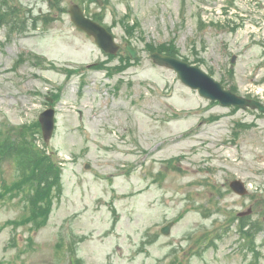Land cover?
I'll list each match as a JSON object with an SVG mask.
<instances>
[{
	"label": "rangeland",
	"instance_id": "1",
	"mask_svg": "<svg viewBox=\"0 0 264 264\" xmlns=\"http://www.w3.org/2000/svg\"><path fill=\"white\" fill-rule=\"evenodd\" d=\"M0 14V264H264V113L205 99L149 55L170 48L264 102V0H0ZM50 163L45 188L29 179Z\"/></svg>",
	"mask_w": 264,
	"mask_h": 264
},
{
	"label": "water",
	"instance_id": "2",
	"mask_svg": "<svg viewBox=\"0 0 264 264\" xmlns=\"http://www.w3.org/2000/svg\"><path fill=\"white\" fill-rule=\"evenodd\" d=\"M69 14L71 21L76 27L94 36L95 42L103 48V50L106 52H116L119 45L115 43L113 35L105 27L87 17L78 4L73 3L70 5ZM125 48L130 53L131 57L137 55V50L130 44H126ZM150 56L156 64L174 69L183 83L191 88L198 89V92L203 97L211 100H218L223 105L234 104L243 108L250 106L251 108L264 111V105L261 102L238 96L229 90H225L218 81H215L198 66L190 65L185 60L158 52H153ZM39 121L41 124L42 136L44 140H48L54 130V110L52 108L45 109L40 113ZM230 185L238 194L246 192L243 182L238 179L233 180ZM163 231L167 232L168 226L163 228Z\"/></svg>",
	"mask_w": 264,
	"mask_h": 264
},
{
	"label": "trees",
	"instance_id": "3",
	"mask_svg": "<svg viewBox=\"0 0 264 264\" xmlns=\"http://www.w3.org/2000/svg\"><path fill=\"white\" fill-rule=\"evenodd\" d=\"M1 14H3V13H1ZM0 14V15H1ZM4 16V15H3ZM96 19V18H95ZM98 20V19H97ZM159 52H164V53H169V54H172V55H176V52L177 51H173L172 49H170V48H165V47H160L159 48V50H158ZM1 154H2V151L0 152ZM4 151H3V154L2 155H4ZM41 161H43L41 158H35V162L37 163V162H41ZM37 165V167L39 168V170H43V166H44V163H42V164H36ZM45 168H46V165H45ZM44 168V169H45ZM58 168H57V166H56V163H50V167H49V170H48V168H47V170L44 172V173H42V174H37V173H35L34 174V176L33 177H29V179L32 181V182H38L37 184H39L40 183V186H42V188H45L48 184H45L44 182H46V181H48L49 179H52L53 178V176H56L57 175V178H58ZM45 192H46V195H47V198H50L49 196H50V194H49V192L48 191H46V190H44ZM49 194V195H48ZM46 195H44V196H46ZM45 209V211H46V214H47V212H48V209H49V206L47 207V208H44ZM256 224L258 225V227H260V225H262L263 224V221H260L259 222V220H257V222H256ZM254 225V224H253Z\"/></svg>",
	"mask_w": 264,
	"mask_h": 264
}]
</instances>
